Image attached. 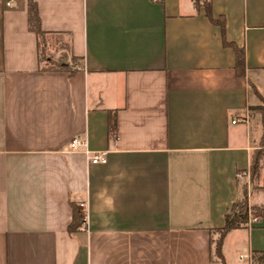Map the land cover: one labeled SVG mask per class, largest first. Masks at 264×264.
I'll use <instances>...</instances> for the list:
<instances>
[{
    "label": "crops",
    "instance_id": "1",
    "mask_svg": "<svg viewBox=\"0 0 264 264\" xmlns=\"http://www.w3.org/2000/svg\"><path fill=\"white\" fill-rule=\"evenodd\" d=\"M30 1L72 75L41 58ZM263 103L264 0H0V264H223L245 193L222 258L264 264Z\"/></svg>",
    "mask_w": 264,
    "mask_h": 264
},
{
    "label": "trees",
    "instance_id": "2",
    "mask_svg": "<svg viewBox=\"0 0 264 264\" xmlns=\"http://www.w3.org/2000/svg\"><path fill=\"white\" fill-rule=\"evenodd\" d=\"M208 17L210 18V21L213 24H216L219 26L220 31L222 33V40L223 44L226 47H231L234 51L235 54V68L236 72L238 75L243 76V70H244V52L242 49H239L235 44L232 43H227L225 40V35H224V22L223 21H215L211 17L210 14H208ZM28 27L30 31H32L36 37L38 38L39 42L40 40L45 39V34L42 32L40 28V20L38 16V10L36 4H34L32 1L28 3ZM76 61L75 58H72V63ZM51 67L58 69V70H66L68 71L71 75L73 74V71H71L68 66H62L60 64L54 65L52 63ZM258 110H263V108H260ZM108 130L109 134L112 136V138H115L116 136V131H117V124H116V117L114 115L110 116L109 122H108ZM262 152H257L252 160L251 163V174L250 178L254 179L255 175L257 174L259 170V161L262 158ZM251 179V180H252ZM248 204H247V199H246V193L244 195V198L241 201L235 202L232 204L230 210L228 213L225 215L224 218V226L222 229L218 230L219 233V239L216 242L215 246V254L216 257L223 263L224 260L222 258L221 254V240L223 237L231 230L239 229L243 226H245L248 222ZM257 218V215L255 216ZM82 224V214L77 211L76 208H73V215H72V222L69 226V232L73 233L77 229L80 228ZM261 261L264 260V253L260 254Z\"/></svg>",
    "mask_w": 264,
    "mask_h": 264
},
{
    "label": "built area",
    "instance_id": "3",
    "mask_svg": "<svg viewBox=\"0 0 264 264\" xmlns=\"http://www.w3.org/2000/svg\"><path fill=\"white\" fill-rule=\"evenodd\" d=\"M200 1H207V0H200ZM232 123L235 124V121H233ZM68 150L69 152H82L85 156L86 159L94 165L97 164H105L106 163V152L105 151H90L88 149V144L87 141L85 139L82 138H74L70 144L68 145ZM244 177L249 178V174L248 173H243L242 174ZM249 186V184H248ZM79 207L81 209H83L85 207L84 203H81L79 205ZM250 214V212H249ZM257 221V218L254 217H250L249 218V224L251 223H255ZM80 231L83 233L88 232V222H87V218L85 215H83L82 218V224L80 227Z\"/></svg>",
    "mask_w": 264,
    "mask_h": 264
},
{
    "label": "rangeland",
    "instance_id": "4",
    "mask_svg": "<svg viewBox=\"0 0 264 264\" xmlns=\"http://www.w3.org/2000/svg\"><path fill=\"white\" fill-rule=\"evenodd\" d=\"M50 43V44H49ZM60 44H56V42L50 41L49 39L40 40V56L43 61H47L48 63H53L48 58H53L56 49L60 48ZM263 111H264V103H263Z\"/></svg>",
    "mask_w": 264,
    "mask_h": 264
}]
</instances>
